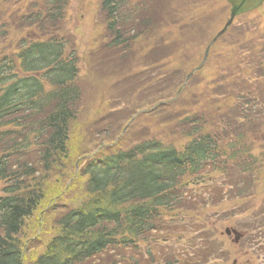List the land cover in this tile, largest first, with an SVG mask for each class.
Instances as JSON below:
<instances>
[{
    "label": "trees",
    "instance_id": "1",
    "mask_svg": "<svg viewBox=\"0 0 264 264\" xmlns=\"http://www.w3.org/2000/svg\"><path fill=\"white\" fill-rule=\"evenodd\" d=\"M7 1L0 0V4ZM196 1L201 0H186L184 9L189 10ZM28 2L11 24L15 31L21 29L22 37L14 52L0 60V183L4 184L0 195V264L231 261L238 252L234 255L215 235V228L203 223L212 218L211 212L226 196L235 203L253 197L254 189L246 187L248 180L239 183L243 188L236 185L233 191L226 186L237 171L254 177V166L264 157L253 154L264 129V36L259 24L246 32L230 27L211 51L214 72L203 78L205 87L200 81L192 84L200 74L186 84L175 69V87L167 97L142 106L136 98L148 86L156 91L152 88L154 78L140 70L129 78L125 75L124 80L134 77L132 80L142 87L118 105L122 121L128 115L125 124L113 133L119 123L104 124V120L111 119L117 110L100 108L93 124H87L92 140L83 130L82 146L75 149L77 140L71 128L83 101L80 59L69 38L61 34L70 0ZM96 2L102 21L96 28L97 49L88 59L120 54L125 63L129 59L125 49L130 50L126 45L136 41L132 48L136 63L131 67L130 62L128 70L143 65L151 72L161 68L167 58L172 62L166 66L171 67L176 57L184 56H188L187 66L193 63L190 50L177 53L178 45L171 49L175 46L170 41L172 34L163 35L170 27L184 23L174 17L179 2ZM203 6L195 8V13H204L206 4ZM159 7L176 20L162 19L159 25L161 17L153 16ZM6 14L10 15L6 12L2 16ZM182 19L187 21L183 15ZM155 47L161 51L156 61L152 60ZM149 53L151 59L144 61ZM208 63L206 67L211 65ZM186 65L179 68L184 71ZM146 79L151 80L150 85ZM193 90L197 94L192 100L185 95ZM89 141L96 146L90 154V149L83 152ZM217 177L214 188L210 183ZM82 186L83 193L76 197L74 191ZM164 217L170 222L166 224ZM182 217L192 220L188 228L172 224ZM34 218V239L30 237L31 243L24 246V231ZM172 239L181 242V247L161 250L158 255L156 245Z\"/></svg>",
    "mask_w": 264,
    "mask_h": 264
},
{
    "label": "rangeland",
    "instance_id": "2",
    "mask_svg": "<svg viewBox=\"0 0 264 264\" xmlns=\"http://www.w3.org/2000/svg\"><path fill=\"white\" fill-rule=\"evenodd\" d=\"M28 1L29 0H8L7 2L0 4V60L4 56H10L14 52L19 39L22 37L21 29L16 28L15 31V29L11 27V24L21 15V11L28 7ZM171 1H173V4L179 2L178 6H175L178 12H176L175 16L173 14L172 15L174 17L177 16L176 19L181 20L184 23L180 25L178 23L176 28L170 27L169 29L171 31H164L163 35L167 36L166 34L168 33V35L172 34L170 41L174 42L175 46L171 49H174L178 45L176 47V51L177 53H179L184 50V48H186L190 50V53L194 55L195 59L190 66H187L186 61L188 60V56H184L181 59H178L176 57L177 61H173V65L175 66L172 65L171 67H167L166 65L171 64L172 62L167 58L162 61L160 65L161 68H158L157 70L155 68L154 70H151V72H149L145 70V67L143 65L141 66V68L139 65H136L134 69L128 70V65L130 64V62L131 67L134 63H136V57L132 50L133 45L136 43V41L130 42L126 45L130 47L129 51H126L125 49L126 54H129V59H126V61L128 60L127 63L126 61L125 63L121 61V58L119 57L120 54L110 58L104 57L102 59L94 57L93 60L89 56L88 59V55L97 49L98 43L95 38L97 34H99V30L96 28L98 27V23H100V20L102 21L101 14L99 13V6L96 0H70L69 11L65 17L66 19L64 23L66 27L63 28L61 34L69 38L68 41L71 42L70 47L73 48L74 45V49L77 50L78 57L80 59L79 67L81 77L79 79V83L83 91V101L82 103H79L77 107V120L72 124L71 128V132L74 136H76L75 138L77 140V142L74 143L75 149H77V146H82L81 142L83 130H85L87 134L90 135L88 137V140H92L93 133L89 131V127H87V124H93V122L95 121L93 120L94 116H96L100 111L99 110L96 113L98 109L106 107L107 109L104 110H117V113L113 117H111V119L104 120V124L110 123L112 125L114 123H119L114 127L117 128L113 130V133L118 132L123 124H125L128 115L127 117L125 116L122 121L121 115L119 113L122 107H118V105L120 104L123 97L130 98V95L133 94L134 91L142 88L137 86L136 79L132 80L134 77H132L130 80H127L131 73H140V70L144 75H148L154 78L152 88H157L156 91L152 90L151 87L148 86L139 91L140 93L136 98L138 105L145 106L147 103H151L163 97L165 99L167 97L168 92H170L175 87V85H172L177 76L174 74L175 69L182 73L179 76L181 78H184L193 69L199 67L202 64L207 45L226 25L225 23L227 22L229 17L230 7H228L225 0H201L191 4L190 9L186 10L183 7L186 0ZM204 4H206L204 13L198 12V14H196V11L194 9L197 7L203 8ZM171 6L173 8L172 4ZM6 12H9L12 16L10 17V15L6 14L5 17H3L2 15ZM182 15L186 18L187 21L182 19ZM147 16L150 17L151 15L148 14ZM153 16H162L158 21L159 25L162 19L176 20L172 16L168 17L165 10L160 9V7L157 8L156 13ZM253 24H259V27L261 28L260 31H262V36H264V4L257 12L237 19L234 26H237V29L240 28L243 32H246L248 27L250 29L252 28ZM181 27H185L184 30ZM174 30L176 31L174 32ZM229 37H227V40H229ZM233 37L234 35L231 37V39ZM221 43L224 44L225 41ZM156 44L157 43L155 42L154 46H156ZM136 50H139V48L136 47ZM70 51L72 50L70 49ZM222 51H225V49H223ZM154 53L159 56L161 51L159 49L154 51ZM151 55L152 54L149 53V57L144 61L149 60V58L151 59ZM242 55H245V53ZM101 56L104 55H100L98 57ZM210 59L211 55L209 54L207 63L210 61ZM143 64L148 65L149 62H144ZM208 64L211 65L209 67H206L204 72L200 74L192 84L200 81L201 85H203L204 87L206 86L204 85L205 80L203 78L213 75V65L215 63L213 62V60H211ZM182 65H186L184 71L179 68ZM165 66L167 68H165ZM226 71L227 69H225V72ZM91 73L94 74V78H91ZM171 74H173V77L172 79H169V76ZM125 75L128 77L126 80H124ZM146 82L148 85L151 84L150 79H146ZM160 93H163V95L164 93L167 94L165 96H162ZM189 93L190 92H188V95L185 96H189L190 98H192V100L195 99L197 91L193 90L191 94ZM93 138L96 137L94 136ZM259 140L258 143L254 144L255 146L257 145L256 147H260L261 149L254 151L256 157H261V155L264 156V129ZM95 147L96 146H94V143L92 141H89L86 145H84L83 152L85 153L86 151H88V149H90V154L94 152ZM245 161L249 163L248 159H246ZM260 162L261 164H256L254 166V177L249 174L246 176H241L240 172L237 171L234 172V178L229 177V179H227L229 185H227L226 188H228L230 191H233L236 185L240 186L239 183L246 182V180H248V185H246V187L249 189V191L250 189L251 191H253L254 189V192H252L253 197L250 200H242L240 202L237 199L239 203H235L230 202L231 200L227 201L226 198L229 199V196H226L224 203L219 206L218 209H214L211 212L212 218L208 219L207 217L206 221L203 223L212 225V228H215L217 232L215 233V235L220 236L221 240L225 241L227 246L231 245L233 241V237H227L225 235V230L228 227L241 232L243 235H246L247 233L248 236L246 235V241L249 240L251 242H254L255 246L250 244L249 247L252 248V251H257V253L259 254L257 255V259L238 260L233 258L232 256V260L227 264H264V217L261 218L264 215V157L260 158ZM218 181V177L214 178L213 184L210 183V185L215 188V184L218 183ZM42 184L48 185V182H42ZM3 186L4 184L0 183V195L2 194L1 190ZM240 187L243 188L244 186ZM83 189V186L77 188V190L74 191V195L78 197L79 194L83 193ZM214 197L215 195L213 196V198ZM216 198H218V195L216 196ZM210 201L212 204V200ZM215 214L216 216H214ZM232 214H234L233 218ZM184 218L186 224L190 222L188 226H185L186 228H188L191 225L192 220L189 217ZM219 218H221V221H218ZM44 224L45 222L43 223V228ZM36 225V218L28 221L26 230L24 231L27 234L26 239H24V246H29V244L31 243H29L30 237L33 238L32 233L33 230L36 229ZM240 225H252L253 227L248 228L246 232H242L240 231ZM180 245H182L181 242L177 243L176 241H174L170 246L178 248ZM258 249H263V251L260 253V250ZM252 261H254L255 263H253Z\"/></svg>",
    "mask_w": 264,
    "mask_h": 264
},
{
    "label": "water",
    "instance_id": "3",
    "mask_svg": "<svg viewBox=\"0 0 264 264\" xmlns=\"http://www.w3.org/2000/svg\"><path fill=\"white\" fill-rule=\"evenodd\" d=\"M229 4L231 5V13H230V19L228 23L226 24L225 28L217 35V37L212 41L210 47L207 48L206 53H205V59L207 58V55L209 53V50L211 46L220 38L228 29V27L232 24L233 20L244 13L253 11L257 9L260 5L263 4L264 0H227ZM192 76V75H190ZM189 76V77H190ZM225 233L230 236L231 234L235 235V240L234 242L237 243L239 240V234L235 230L231 229H226Z\"/></svg>",
    "mask_w": 264,
    "mask_h": 264
}]
</instances>
